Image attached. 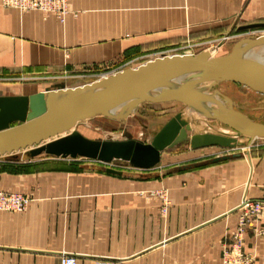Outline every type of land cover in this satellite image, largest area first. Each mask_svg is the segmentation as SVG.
Returning <instances> with one entry per match:
<instances>
[{"label": "crops", "instance_id": "crops-1", "mask_svg": "<svg viewBox=\"0 0 264 264\" xmlns=\"http://www.w3.org/2000/svg\"><path fill=\"white\" fill-rule=\"evenodd\" d=\"M91 3L83 7L81 26L63 28L52 16L0 7V73L32 76L69 61L100 59L86 50L71 55V35L145 37L212 30L227 26L240 14L239 7L264 0ZM228 160L172 173L117 171L61 158L0 162V191L28 201L22 213L0 212V264H61L63 257L76 264H222L223 250L232 245L239 218L246 214L241 204L264 206V145ZM161 192L170 202L165 219ZM237 206L227 217L179 236ZM241 242L246 264H264V210L245 222Z\"/></svg>", "mask_w": 264, "mask_h": 264}, {"label": "rangeland", "instance_id": "rangeland-1", "mask_svg": "<svg viewBox=\"0 0 264 264\" xmlns=\"http://www.w3.org/2000/svg\"><path fill=\"white\" fill-rule=\"evenodd\" d=\"M91 2L92 0H65L66 13L63 20L59 19L56 15L41 11L20 12L15 9L4 8L1 6V3L0 7L6 10H14L19 14L37 12L45 17L52 16L58 22V26L63 28L67 24L73 23L81 26L80 22L84 18H79L85 15L83 7L93 6ZM241 7L238 9L240 14L237 12L239 15L228 21L227 26L212 30L197 28L192 33L190 32L191 29H187L180 35L145 37H137L134 35H71L69 37V50L71 55L74 56L75 53L86 50L88 51L87 53L94 52L100 54V59L85 63L69 61L70 64L64 67H54L32 76L20 77L0 73V96H28L43 91L47 92L63 88L80 87L96 82L102 76H110L126 69H134L163 56H196L213 49L217 57L227 56L237 45L240 47L241 44L254 42L257 38L264 36V28L242 30L244 26L264 23V3L246 4ZM79 31L81 32L82 30L80 29ZM222 40L224 42L221 45L219 43ZM89 44L92 45L87 47ZM238 47H236L235 51H237ZM257 54L258 52H255L254 55ZM70 58L71 56H69V60ZM261 59L264 61V56H261ZM190 80H197L193 85L186 87L192 94L200 92L199 89L204 88L206 85V81H198V79ZM208 92L209 96L214 97L213 100H218V103L225 105L229 110L235 111L252 122L264 126V96L244 86L229 82L210 85ZM120 106H123V104ZM124 106L126 107L120 112H123L124 115L122 114L115 118L107 115H99L81 121L79 124L77 123L72 133H77L83 138L92 141L135 140L149 144L154 135L170 119L179 113L183 105L175 101L139 103L134 104L129 112H126L128 105L124 103ZM205 121L210 122L207 119ZM202 128L205 129V127ZM192 134V131L188 133V135ZM235 140L236 144L234 149L210 147L191 150L188 141L181 143L162 152L159 164L153 169H159L163 173H172L177 169L196 167L197 165L208 166L215 159L227 157L229 158L228 161H230L239 157L248 156L255 152V150L260 149L261 145H264V138L252 140L249 137L237 135ZM30 150L24 149L12 154L0 156V162L11 159L12 157L29 160ZM234 155H238V157H233ZM51 158L53 157L42 154L33 160ZM69 160V162L72 161V159ZM77 160H80V163H83V161L86 163L85 161H87L82 159ZM215 163H223V161ZM90 165H96L102 168L107 167L109 169L113 168L117 171H127L132 168L128 163L122 161H113L109 164L91 161ZM167 212L163 216V219L168 217ZM257 217L259 216L250 215V210L247 209L246 216L244 217V225L247 220L256 219ZM165 232L166 237L169 236L167 230ZM237 233L238 227H235L234 233L232 234V244L235 241L234 238ZM240 244L242 252V242Z\"/></svg>", "mask_w": 264, "mask_h": 264}, {"label": "water", "instance_id": "water-1", "mask_svg": "<svg viewBox=\"0 0 264 264\" xmlns=\"http://www.w3.org/2000/svg\"><path fill=\"white\" fill-rule=\"evenodd\" d=\"M254 28H264V23L244 26L242 30ZM261 40H264V38L250 43L254 44ZM235 49L236 47L227 56L218 58L211 57L212 51L196 56H163L134 69H126L114 73L106 79L90 83L87 86H90L89 90H96L95 93L53 107L49 104L50 97L47 96L45 99L43 92L26 98L0 96V156L31 149L29 152L30 159L47 154L53 158L85 159L102 164L122 161L128 163L134 169L149 170L159 164L162 152L187 141L191 150L210 147L233 149L235 148V141L231 138L213 134L188 135L190 132L189 126L178 123V116L170 119L154 135L149 144L135 140L92 141L77 133H72L67 137L49 143L43 144V142L72 128L74 129L77 123L83 120L106 115L107 113L104 111L109 107L120 106L119 104H122L123 100H126L141 88L169 76L174 78H186L187 74L193 77L201 76L214 84L229 82L244 86L264 96V69L256 66L251 67L252 65L249 66L246 62L242 63L244 61L239 62V60L234 59ZM77 89H82V87ZM81 91L78 90L77 92ZM180 97L194 99L191 94H186L181 90L143 97L135 102L136 104L166 102ZM228 114L235 116L239 120L238 123L248 129L249 134L245 135L249 138H264L263 125L254 123L232 110ZM206 118L210 121L226 123L225 119L212 115H206ZM233 157H238V155ZM228 159L227 157L215 159L213 163ZM107 172L118 174L113 170H107ZM239 207L237 206L226 214L189 229L179 236L192 234L221 220L236 212ZM142 254L140 253L138 256Z\"/></svg>", "mask_w": 264, "mask_h": 264}, {"label": "bare ground", "instance_id": "bare-ground-1", "mask_svg": "<svg viewBox=\"0 0 264 264\" xmlns=\"http://www.w3.org/2000/svg\"><path fill=\"white\" fill-rule=\"evenodd\" d=\"M0 3H1V0H0ZM263 38L264 36L259 37L257 39H263ZM223 42L224 40L220 41L219 44L222 45ZM238 46L239 45H237L236 47ZM209 51H212V56H211L212 58H218L215 55L214 49L209 50ZM255 52H258V54L254 55ZM234 54H235L234 59H236L237 61L238 60L239 62L244 61L242 63L246 62L247 64H249V66L252 65L251 67L256 66V67H261L264 69L263 67L264 61L263 59H261V56H264V40H261L254 44H251L249 42L245 44H241V46L237 48V51H235ZM221 57H224V56H221ZM186 76H187L186 78L184 77L174 78V77L169 76L166 78L156 80L148 84L147 86L141 88L140 90H138L137 92L129 96L130 98L128 97L126 100H123L124 102H122V104L125 103L128 105V108H126L127 109L126 112L131 111L134 104H136L135 101L143 97L157 96V95H162V94H168L171 91L183 90L184 92H186V94H191L194 97V99L191 100L188 97H180L175 100H167V101H175L183 105L179 113L176 115L178 116L177 121L178 123L188 125L190 128V131H192L193 134L219 135L222 137L233 139L235 141V144H236L235 137L237 135H244L245 137H248L247 135H245V134H249L248 129L244 127L243 125H241L240 123H238L239 120L235 116H233L232 114H228V112H230L231 110L226 108L225 105L218 103L219 102L218 100H215V99L213 100L214 97L208 95L209 93L208 89L210 88V85H214L212 81L203 79V77L201 76L193 77L192 75H189V74H187ZM108 77H109L108 75L102 76L99 80L106 79ZM190 79H198V81H203V82L206 81V85L204 88L199 89L200 92L192 94L188 91V88L186 87L193 85L194 83H196L197 80H190ZM87 85H82L80 87H75V88L73 87L70 89L63 88V89L52 90V91H47V92L43 91V93H44L45 99L47 98V96L50 97L49 104L53 107V106H57V105L66 103L68 101L77 99L79 97L91 95L96 92V90H89L90 86H87ZM81 87L82 89H77ZM78 90H82V91L77 92ZM38 93H41V92H38ZM28 96H19V97L26 98ZM12 97H17V96H12ZM125 107L126 106H124V104L123 106H111L104 112L107 113L106 115L109 117H119L120 115L123 114V112L122 113L120 112ZM206 115H212L215 117L223 118L225 119L226 123H220L217 121L207 122L205 121L207 119ZM202 127H205V129H203ZM72 132H73V128L61 135H58V136H55L53 138L46 140L45 142H43V144L67 137ZM3 193H8V192H3ZM17 195H20V194H17ZM20 196L23 197L22 195ZM23 198L27 201L25 197ZM246 203L248 202H243L241 204V207L245 206Z\"/></svg>", "mask_w": 264, "mask_h": 264}, {"label": "built area", "instance_id": "built-area-1", "mask_svg": "<svg viewBox=\"0 0 264 264\" xmlns=\"http://www.w3.org/2000/svg\"><path fill=\"white\" fill-rule=\"evenodd\" d=\"M1 6L4 8L15 9L20 12L26 11H41L44 13H50L58 16L59 19L63 20L66 13L65 0H1ZM162 207L161 214L165 215L167 208L169 206V200L167 195L163 192L159 194ZM27 201L15 193H3L0 191V212H12V213H22L25 211ZM246 210H250V215L260 216L263 212V204L254 202L246 203L243 206ZM242 215L238 223V233L234 238V243L229 249H224L222 253L221 263L222 264H246V258L241 252V240L244 227V217ZM61 264H76V261L72 257H63L60 260Z\"/></svg>", "mask_w": 264, "mask_h": 264}]
</instances>
